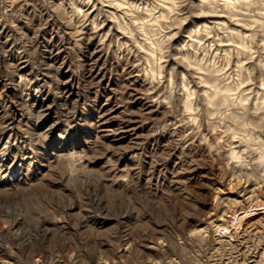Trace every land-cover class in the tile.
Masks as SVG:
<instances>
[{
  "label": "rangeland",
  "instance_id": "1",
  "mask_svg": "<svg viewBox=\"0 0 264 264\" xmlns=\"http://www.w3.org/2000/svg\"><path fill=\"white\" fill-rule=\"evenodd\" d=\"M0 264H264V0H0Z\"/></svg>",
  "mask_w": 264,
  "mask_h": 264
}]
</instances>
